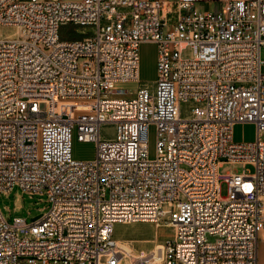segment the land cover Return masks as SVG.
Listing matches in <instances>:
<instances>
[{
	"label": "built area",
	"instance_id": "2783aa9c",
	"mask_svg": "<svg viewBox=\"0 0 264 264\" xmlns=\"http://www.w3.org/2000/svg\"><path fill=\"white\" fill-rule=\"evenodd\" d=\"M0 27L16 31L0 40V193L49 204L30 222L0 211V264H259L264 0H0ZM147 42L155 88L115 90L140 82ZM239 123L257 140L234 141ZM74 130L94 160L73 159ZM226 163L242 172L222 174ZM141 222L173 237L120 245L116 226Z\"/></svg>",
	"mask_w": 264,
	"mask_h": 264
},
{
	"label": "rangeland",
	"instance_id": "374dc122",
	"mask_svg": "<svg viewBox=\"0 0 264 264\" xmlns=\"http://www.w3.org/2000/svg\"><path fill=\"white\" fill-rule=\"evenodd\" d=\"M161 1V0H160ZM213 8L212 4H204L200 6L201 10H209ZM168 31V30H167ZM15 28L0 27V40L10 39L13 37ZM184 57H190V52L185 51ZM262 59L264 60V47L262 49ZM158 49L154 43H142L140 46V82L120 83L116 85L115 90H126L129 95H135L142 86L155 88L158 77L157 69ZM264 73V66H263ZM189 104L182 107L183 116L188 115ZM102 136L110 139L114 136V127L105 125L102 128ZM258 137L257 126L253 123H239L233 128V139L236 142H253ZM264 139V132L262 133ZM157 147V131L153 125L149 130L148 137V156L154 159ZM97 145L95 142H82L78 140L77 130L72 135V157L78 161H90L96 157ZM242 172V166L226 163L220 170L222 174L227 172ZM228 195V186L222 184V196ZM48 197L46 195L30 196L24 193L20 188L14 187L9 193H0V211L6 221L12 222L14 218H24L30 222L33 218L41 215L48 208ZM123 226V227H122ZM127 228V229H126ZM116 230L122 235L115 232V238L119 244L127 243L129 246L139 250L150 251L154 249L155 243L164 244L173 236V228L167 224L154 223H134L127 225H117ZM210 241L215 238L209 237ZM127 245V246H128ZM259 264H264V232L259 234Z\"/></svg>",
	"mask_w": 264,
	"mask_h": 264
},
{
	"label": "bare ground",
	"instance_id": "6f19581e",
	"mask_svg": "<svg viewBox=\"0 0 264 264\" xmlns=\"http://www.w3.org/2000/svg\"><path fill=\"white\" fill-rule=\"evenodd\" d=\"M14 34H15V32H14ZM14 34H13V35H14ZM122 227H123V226H122ZM126 229H127V228H126ZM116 231H117L118 234L122 235L121 233H119L118 230H116ZM173 233H174V232H173ZM172 237H173V236H172ZM172 237H171V238H172ZM171 238H170V239H171ZM122 244H124V245H122V246L125 247L126 249H128V250H130V251H132V252H135V253L138 252V249H137V248L131 247V246H129V245H128L127 243H125V242L122 243ZM155 244H156V245H155V248L158 247V246H160V245H161V246L163 245V244H160V243H155ZM120 245H121V244H120ZM127 245H128V246H127ZM128 262H129L128 259H125V260H124V264H127Z\"/></svg>",
	"mask_w": 264,
	"mask_h": 264
},
{
	"label": "crops",
	"instance_id": "0c3cea01",
	"mask_svg": "<svg viewBox=\"0 0 264 264\" xmlns=\"http://www.w3.org/2000/svg\"><path fill=\"white\" fill-rule=\"evenodd\" d=\"M164 4H168L169 2L175 1V0H161Z\"/></svg>",
	"mask_w": 264,
	"mask_h": 264
},
{
	"label": "water",
	"instance_id": "95a60500",
	"mask_svg": "<svg viewBox=\"0 0 264 264\" xmlns=\"http://www.w3.org/2000/svg\"><path fill=\"white\" fill-rule=\"evenodd\" d=\"M38 217H40V215H39V216H37V217H35V218H33L32 220H35V219H37Z\"/></svg>",
	"mask_w": 264,
	"mask_h": 264
}]
</instances>
